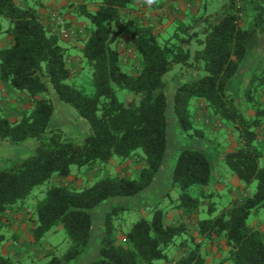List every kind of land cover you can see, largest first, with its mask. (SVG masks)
Segmentation results:
<instances>
[{
	"label": "trees",
	"instance_id": "trees-1",
	"mask_svg": "<svg viewBox=\"0 0 264 264\" xmlns=\"http://www.w3.org/2000/svg\"><path fill=\"white\" fill-rule=\"evenodd\" d=\"M135 2L100 0L94 11L83 5L76 7L78 15L88 21L81 52L91 68L94 91L87 94L67 83L71 70L60 32H52L36 9L14 0H0V35L12 38L10 46L0 48V83L33 99L30 111L14 120L0 105V141L12 146L35 141L28 154L0 164V225L10 209L26 200L34 187L54 175L69 176L71 166L95 167L113 156L121 161L140 156L137 178L107 175L80 190L52 185L34 205L30 231L33 242L38 243L57 226L63 227L69 241L61 257L54 256L45 264H69L89 246L92 209L109 199L136 196L155 181L168 155L169 111L181 130L203 137L190 111L191 100L201 99L216 119L230 122L238 132L242 144L226 152L224 160L246 185L256 181V190L228 204L218 215L198 220L199 235L224 238L227 249L223 261L264 264V234L247 224L249 215H258L264 208V149L257 132L264 124V105L254 99L248 87L246 99L254 110L253 117L248 118L229 90L257 34L264 31V6L261 0H251L254 16L244 27L239 24L236 0H228L219 17L204 13L191 18V23L178 20L171 36L160 42L151 25L127 16ZM3 17L8 20L7 27H3ZM126 35L138 57V65L130 70L123 69L119 49ZM255 81L264 87V65L253 74L251 83ZM117 88L131 95L120 101ZM51 89L87 122L89 132L81 142L60 128H49L54 113L48 96ZM170 97L173 101L169 108ZM210 175V160L203 152L194 148L181 150L172 171V183L181 190L177 207L188 211L198 208V200L187 190L207 184ZM125 209L114 206L105 214L99 257L89 264L167 261L168 248L187 230L186 221L169 224L166 212L155 206L151 219L134 222L123 232L120 243L116 221ZM194 244L174 264H205L200 244ZM0 264L19 263L0 255Z\"/></svg>",
	"mask_w": 264,
	"mask_h": 264
},
{
	"label": "rangeland",
	"instance_id": "rangeland-1",
	"mask_svg": "<svg viewBox=\"0 0 264 264\" xmlns=\"http://www.w3.org/2000/svg\"><path fill=\"white\" fill-rule=\"evenodd\" d=\"M261 2L262 6H264V1L261 0ZM236 9L238 10L239 24L245 27L254 16L251 0H236ZM81 18L87 21L84 17L81 16ZM185 22L191 23V19L188 18ZM2 24L3 27L8 26V20L4 17L2 18ZM175 26L176 23L167 29L168 34L160 38V42L171 36ZM81 27L85 30V25L82 24ZM65 28L68 29L67 27ZM80 33V30H75L77 37H80ZM3 36H6V34L0 35V37ZM60 42L65 45L63 40H60ZM253 45L254 47L249 48L237 74L229 84V90L233 94L237 106L245 110L253 109L245 95L248 87L251 88V94L254 99L264 105L263 90H258L262 86L257 81L251 83L253 74H257L264 65V31L257 34ZM80 46L82 47V44ZM128 47L130 46L126 45L124 47L123 45V49L121 50L122 58L125 59L123 61L124 70L133 69L138 65L136 53L133 50H127ZM79 52L80 54L77 52L75 56L76 58L81 56L82 60L75 59V62H69L71 76L67 80V83L84 90L87 94H92L94 91L91 82L92 71L85 62L81 50ZM260 63H263V65L261 66ZM116 92L120 101H125L131 95L126 89L117 88ZM1 94H5L6 98L10 99L9 91L2 90L0 91ZM48 96L54 106V113L49 122V128H60L67 136L81 142L89 132L87 122L80 118L70 105L61 101L53 89H51ZM1 99L0 105L4 113L11 120L18 119L22 113L30 111L33 105V102L25 96L13 98L16 101L15 106H12L10 100L5 101L6 103L8 102L7 104L1 103ZM172 101L173 99L170 97L169 108L172 106ZM194 101L195 99H192L190 102L193 123L195 117L194 109H207L203 103L194 107ZM208 112L212 116L207 114L197 115V117H201L198 122L202 123L200 126L203 128L199 129L203 130V137L193 135L192 131L186 133L181 130L172 113L168 112V155L155 181L136 196L109 199L95 209H92L90 213L93 220V228L89 246L69 264H89L99 257L102 221L105 214L114 206L126 208L121 218L116 221L119 229V242L121 243L123 242V232L127 231L134 222L141 218L151 219L152 209L155 206L167 213L168 209H172L180 203L179 196L181 190L177 185L172 183V171L176 158L183 149L194 148L200 150L209 158L211 164L209 182L205 185H193L187 190V193L191 197H195L199 202V207L195 208L194 212H189L188 214L190 221H197L198 212L196 211H199V220L213 217L218 215L220 210L228 204L240 201L255 192L256 181L246 185L227 166L224 160V155L226 152L231 151L229 148L233 145L232 141H236L238 132L230 122L216 119L210 109H208ZM34 144V140H28L19 146H12L0 141V164L23 157L30 152ZM125 163L126 165H124ZM139 165H141L140 156L128 161H121L117 156H113L108 162H99L95 167L71 166L70 176L60 177L54 175L48 181L34 187L26 200L18 202L5 215L3 223L0 225V255L10 256L12 260L17 261L19 264H45L54 256L61 257L69 247V241L62 226H57L48 231L38 243L33 242L30 233L34 224L33 207L38 200L44 198L46 190L52 185L62 184L80 190L91 186L94 182L107 175L123 174L134 179L138 177ZM247 224L251 228L259 229L264 234V208L259 211L258 215H249ZM221 240L223 239H218L219 242ZM223 241L220 243L222 246L225 245ZM6 244L10 248L9 255H6L2 249ZM189 245H195L191 239ZM162 262L163 260H159L155 263Z\"/></svg>",
	"mask_w": 264,
	"mask_h": 264
},
{
	"label": "crops",
	"instance_id": "crops-1",
	"mask_svg": "<svg viewBox=\"0 0 264 264\" xmlns=\"http://www.w3.org/2000/svg\"><path fill=\"white\" fill-rule=\"evenodd\" d=\"M17 4L23 7H32L37 10L40 20L49 27V29L54 33H59L62 27H67L71 30V35L69 37H61V40L65 42V46L67 48V65L69 67V62H75V59L81 61L82 58L77 57L75 53H79V50L82 49L84 45V40L86 38V31L83 30L81 25L87 24V21L82 19L81 16L76 12V7L79 5H83L87 10L94 11L100 0H14ZM227 0H136V2L132 5L130 9L127 10V16L131 19L137 21V23L144 25H151L154 29V33L158 36V38H162L164 35L168 34L167 29L178 20L186 21L188 18L197 17L201 14H211L214 18L220 16V14L227 7ZM63 24V26H61ZM80 30V37H77L75 34V30ZM12 42L11 36L7 35L0 37V48H5L10 46ZM82 44V47L80 46ZM126 45L130 46L127 50H132L129 37L126 35L124 37L123 42L120 44V51ZM125 49V48H124ZM122 55V53H121ZM125 59H123L124 61ZM124 63V62H123ZM262 66L263 63H260ZM241 66V65H240ZM230 86V85H229ZM6 90L10 93V99L6 98L5 94H1L0 98L1 103H6L5 101H11L12 106L16 104L13 98L18 97H27L33 102V99L28 96L24 92H17L11 89L7 84L0 83V91ZM258 90H263L262 94L264 95V87L259 88ZM13 97V98H12ZM18 101V99H17ZM8 103V102H7ZM6 103V104H7ZM200 103L204 104V101L201 99H195L194 107L199 105ZM205 105V104H204ZM15 106V105H14ZM8 108V107H7ZM243 113L251 118L254 115L253 109H241ZM201 111V113H200ZM194 124L197 128H203L200 126L198 120L201 117H197V115L209 114L208 109H194ZM206 120V119H205ZM257 132L259 133V144L263 148L264 144V124L262 128ZM236 141H232L233 145L229 149L235 150L238 146H240L241 139L237 134ZM264 149V148H263ZM264 163V159H263ZM126 165V163L124 164ZM123 165V166H124ZM140 166V165H139ZM89 168V167H88ZM87 168V172H88ZM126 169V168H125ZM124 170V169H122ZM86 172V173H87ZM70 176V175H69ZM68 177V176H67ZM195 209V208H194ZM194 209L188 211L185 208H178L177 205L172 209H168L166 213V222L174 223L179 220L186 221L187 230L184 232L183 236L177 241L174 246L168 248V260L163 261L162 263L155 264H174V262L181 256H184L193 246L189 245V241H193L194 243H199L202 255L205 259V264H231L230 262L223 261L226 255V244L223 237L213 236L210 239L201 237L199 235L197 229V221L199 220V211L197 213V221L191 220L188 218L189 212H194ZM197 210V209H196ZM193 224V225H192ZM123 238V237H122ZM190 238V239H189ZM219 238H222L220 242ZM225 244L222 246L220 243ZM3 251L6 255H9L10 248L6 244L2 247Z\"/></svg>",
	"mask_w": 264,
	"mask_h": 264
},
{
	"label": "built area",
	"instance_id": "built-area-1",
	"mask_svg": "<svg viewBox=\"0 0 264 264\" xmlns=\"http://www.w3.org/2000/svg\"><path fill=\"white\" fill-rule=\"evenodd\" d=\"M71 31H69L68 29H66V28H61L60 29V34H61V36L62 37H64V38H66V37H68L69 35H71Z\"/></svg>",
	"mask_w": 264,
	"mask_h": 264
}]
</instances>
